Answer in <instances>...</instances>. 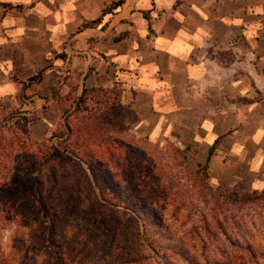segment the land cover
<instances>
[{
    "label": "crops",
    "instance_id": "obj_1",
    "mask_svg": "<svg viewBox=\"0 0 264 264\" xmlns=\"http://www.w3.org/2000/svg\"><path fill=\"white\" fill-rule=\"evenodd\" d=\"M118 2L0 0V121L40 144L100 109L111 141H170L213 185L264 190V0Z\"/></svg>",
    "mask_w": 264,
    "mask_h": 264
},
{
    "label": "rangeland",
    "instance_id": "obj_2",
    "mask_svg": "<svg viewBox=\"0 0 264 264\" xmlns=\"http://www.w3.org/2000/svg\"><path fill=\"white\" fill-rule=\"evenodd\" d=\"M99 110L71 120L78 138L61 126L40 144L0 121L6 264H264V201L230 205L217 196L263 190L213 185L206 168L192 166L170 141L129 133L111 141Z\"/></svg>",
    "mask_w": 264,
    "mask_h": 264
},
{
    "label": "trees",
    "instance_id": "obj_3",
    "mask_svg": "<svg viewBox=\"0 0 264 264\" xmlns=\"http://www.w3.org/2000/svg\"><path fill=\"white\" fill-rule=\"evenodd\" d=\"M121 2H122V0H119L118 3L120 4ZM92 110L97 111L99 109L95 110L94 108H92ZM66 129L69 132L71 131L70 128H69V126H66ZM69 134H71V132ZM60 137H62V136H60ZM1 141H4V139H1ZM7 143L9 144V146L13 145V143L10 140ZM16 143H18V140L17 139H16ZM96 144H99V143L97 142ZM6 145H3V149L7 148ZM108 145H111L109 141H108ZM107 153L109 155H111L110 152H107ZM99 163H100V165H99ZM99 163H98V165L101 166L102 165V162L99 161ZM86 166H87V169L92 172L91 175L93 176L92 178H93V180L95 182L96 181L95 178H94L95 177V173H94V171L92 169V166L89 165V164H87V163H86ZM95 183L97 185V182H95ZM36 184H37V180L34 181V185H36ZM34 187H36V186H34ZM36 191H38V190H36ZM33 195L34 196H36V195L38 196L37 192H35ZM217 196H218L219 200L222 203H224V204L229 203L230 205H242V204H248V203H254V202H263L264 201V190L261 191L260 193L253 192L251 194L234 191L229 196H225V195H222V194H217ZM34 203L37 204L42 209V202H41L40 199L38 201L34 199ZM131 220H133V221L135 220L136 221V218H133L132 217ZM202 220L204 221V219H202ZM215 225L218 228V230H220V232H222L223 234H225L227 226L223 223V220L221 221L219 218H217L215 220ZM233 225L235 226V224H233ZM248 246L250 247L251 245L249 244ZM0 264H6L5 259L2 258V257H0Z\"/></svg>",
    "mask_w": 264,
    "mask_h": 264
}]
</instances>
